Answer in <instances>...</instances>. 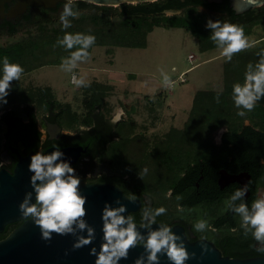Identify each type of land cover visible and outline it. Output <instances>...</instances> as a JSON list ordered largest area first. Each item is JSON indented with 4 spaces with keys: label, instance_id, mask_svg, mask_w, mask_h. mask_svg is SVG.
Wrapping results in <instances>:
<instances>
[{
    "label": "trees",
    "instance_id": "obj_1",
    "mask_svg": "<svg viewBox=\"0 0 264 264\" xmlns=\"http://www.w3.org/2000/svg\"><path fill=\"white\" fill-rule=\"evenodd\" d=\"M87 5H95L101 11L80 14L79 18L72 19V27L68 29L62 27L59 19L49 18V10L40 8L35 25L28 28L24 36L0 44V76L3 75L2 61L5 56L10 62L22 65L24 74L46 65L61 64V58L68 56L69 52L56 42L65 32L95 35L96 42L89 49L91 56L95 46L106 47L108 54H113L116 47L145 48L149 34L157 26L183 28L199 40L202 51H207L217 49L210 40L211 30L206 27L208 20H212L208 11L223 16L222 22L238 24L237 14L229 0L222 3L157 0L155 4L140 2L134 7L125 3L109 6L85 0L76 2L77 8ZM200 6L208 11L199 10ZM118 7H121L119 12ZM166 10H183L184 13L167 15ZM24 21L30 24L31 16H27ZM260 21L263 23L264 19ZM19 24L5 21L0 25V33L6 27L8 32L14 33ZM244 30L246 35L251 33L250 28ZM261 49H264L263 42L254 49L235 55L230 63L224 62L219 83L195 93L189 116L182 127L173 126L164 134L149 138L145 132L148 126L142 125L143 129L138 131V124L133 117L120 121L117 128L120 140L114 144L117 169L154 187L158 185L169 189L180 178L183 179L181 173L191 167L193 160H198L201 153L210 152L206 145L214 143V133L222 127L228 129L224 134V142L264 143V99L245 117L237 115L238 109L232 99L233 84L243 83L247 65L259 60L256 53ZM81 88L84 94L83 113L74 110L68 102H60L51 86L25 87L21 81H13L6 98L7 104H0V113L5 111L0 117V168L3 166L2 153L8 144L16 145L17 140L28 132L40 135L35 110L46 112L51 106L58 110L60 124L67 127L91 125L93 115L99 111L102 115H109L111 84L93 80L90 87ZM221 89L220 102L217 103L216 95ZM146 97L152 104L150 109L154 110L156 103L151 97ZM5 166L10 172L13 171V167ZM145 168L147 174L141 179L139 173ZM21 222L9 224L4 232H0V240Z\"/></svg>",
    "mask_w": 264,
    "mask_h": 264
},
{
    "label": "clouds",
    "instance_id": "obj_2",
    "mask_svg": "<svg viewBox=\"0 0 264 264\" xmlns=\"http://www.w3.org/2000/svg\"><path fill=\"white\" fill-rule=\"evenodd\" d=\"M77 0H66L61 10L59 20L64 29L72 27V19L79 18L80 12L76 7ZM95 3L96 0H87ZM141 0H123V3L137 6ZM144 3H157V0H143ZM255 0H249L254 3ZM206 27L210 29V40L220 49V56L225 63H230L235 55L258 46V41L246 35L244 27L227 21L211 19ZM96 42L93 34L65 32L62 38H58L56 44L69 52V55L61 58L60 68L65 73L72 74V84L77 87H90L91 81L85 76L77 77L75 70L80 64L91 59L89 49ZM259 60L249 63L244 73L243 83H234L232 87V99L238 109L237 115L245 117L252 112L261 99H264V49L256 53ZM3 75L0 76V104H7V96L12 88L13 81H20L24 68L19 63L10 62L9 58H3ZM162 87L169 88L173 85L169 72L160 71ZM222 89L217 92L216 102H220ZM154 99L155 92L150 93ZM116 121L113 120L112 123ZM80 131L88 132L89 128L81 125ZM64 153L56 148L49 154L37 151L31 156L28 166L33 173L30 184L35 193V202H32L33 192L25 194L19 204V209L25 220L31 219L39 227L42 239L50 241L53 233L57 235L75 234L76 229L87 235H80L73 243V249L90 245L95 237V229L84 219L87 215L85 207L87 198L79 191L81 183L75 169L70 162L61 159ZM147 168L139 173L140 178L147 174ZM247 186L236 189L229 199L225 201V210L233 212L240 217V226L247 236L251 232L253 239L258 242L255 251L264 255V196L252 201L251 205L245 201ZM135 200V197H128ZM236 201H241L239 204ZM127 211L124 205L113 208L105 203L102 210L103 243L97 252L95 247L90 249V255L96 257L95 264H119L121 259H127L129 251L138 244L143 243L147 252V264H160V255L167 256L172 264H186L191 257L181 237L173 231L172 226L162 224L158 229L149 232L147 239L137 230V223L132 215H121ZM182 212L183 208L178 207ZM167 213L163 206L155 208L149 219L147 207L142 209L140 227L151 228L156 223V217ZM75 225V228H74ZM197 232L215 231L206 219H199L193 225ZM180 241V243H177ZM202 253L210 249L207 244H201ZM135 264H144V257L140 256Z\"/></svg>",
    "mask_w": 264,
    "mask_h": 264
},
{
    "label": "flooded vegetation",
    "instance_id": "obj_3",
    "mask_svg": "<svg viewBox=\"0 0 264 264\" xmlns=\"http://www.w3.org/2000/svg\"><path fill=\"white\" fill-rule=\"evenodd\" d=\"M15 3L13 1L8 4L7 10ZM40 8L45 7L30 6L21 17L0 18V25L5 21L18 24L26 20L27 16L32 18L33 11ZM263 19L264 4L237 14V23L244 29H251L249 37L256 34L260 27H264V21H260ZM255 40L264 43V35L256 37ZM59 117L58 110L51 106L41 117L37 116L40 135L33 131L28 132L17 140L16 145L8 144L3 151L6 153L7 162L2 161V165L14 169L18 161V154L11 150L10 145L17 147L22 155L31 151L44 153L52 147L81 148L76 161L71 164L80 178V185L110 184L121 188L128 197H135V200L140 201V206L129 215L134 217L137 224L140 225L143 208L147 207L151 219L155 208L163 206L167 213L156 217L155 224L170 225L173 231L175 228H182L190 241L207 240L223 256L229 258L264 257L255 251L258 242L253 239L251 232L244 235L240 217L225 210V201L238 188L247 186L245 201L249 206L253 200L264 196V143L224 142V134L228 129L222 127L221 131L214 134V143L206 145L210 152L201 153L199 159L193 160L191 167L181 173L183 179L180 178L169 189H164L163 186L154 187L149 182L136 180L130 174H124L117 169L114 148L115 142L120 140L117 128L118 123L127 118H117L116 115L108 117L99 111L93 115V123L85 126L90 131L82 133L81 126H64L60 124ZM113 120L116 122L112 123ZM240 202L236 201L237 204ZM178 207H182L183 211H178ZM199 219L208 220L215 231H195L193 225Z\"/></svg>",
    "mask_w": 264,
    "mask_h": 264
},
{
    "label": "rangeland",
    "instance_id": "obj_4",
    "mask_svg": "<svg viewBox=\"0 0 264 264\" xmlns=\"http://www.w3.org/2000/svg\"><path fill=\"white\" fill-rule=\"evenodd\" d=\"M66 1H60L57 7L48 11V17L59 19ZM201 11H208L205 7H198ZM80 14L99 12L101 8L87 5L78 8ZM121 11L118 7L117 12ZM31 23L22 21L17 31L10 33L7 27L0 33V44L21 38L28 28L36 22V15L40 10H34ZM183 10H167L165 14H183ZM212 20H224L223 16L208 11ZM264 35V27H260L256 34L250 36L255 39ZM193 58L189 59V55ZM223 59L220 49L202 51L200 42L191 33L180 27L167 28L157 26L148 36L145 48L116 47L113 54L106 52V47L95 46L91 59L79 65L75 70L78 77L83 75L88 80H98L111 84L113 89L108 97L111 112L108 117H133L138 124L148 126L145 130L147 137L164 134L171 127H182L189 116L195 93L199 89L216 86L221 79ZM171 74L173 85L162 87L160 71ZM72 74L61 70L60 64L46 65L21 78L23 86H51L60 102H68L72 108L83 113V89L75 87L71 82ZM184 79V80H182ZM155 92L152 99L156 104L154 110L146 96ZM153 102V103H154ZM125 112L123 113V111ZM3 112V111H2ZM44 111L37 110L41 117ZM155 116V117H154ZM221 129L215 131V135Z\"/></svg>",
    "mask_w": 264,
    "mask_h": 264
},
{
    "label": "water",
    "instance_id": "obj_5",
    "mask_svg": "<svg viewBox=\"0 0 264 264\" xmlns=\"http://www.w3.org/2000/svg\"><path fill=\"white\" fill-rule=\"evenodd\" d=\"M13 1H16L15 5L7 10V5ZM60 1L66 0H0V18L21 17L30 6L55 8ZM207 1L210 3L223 2V0ZM122 3L123 0H96L94 4L118 6ZM262 4H264V0H255L254 3H249V0H230V5L236 14ZM2 113H0V117ZM10 148L18 154V161L12 172L5 166L0 168V232H4L9 224L22 222L13 228L5 238L0 240V264H95L96 257L89 253L92 247H95L99 252L100 245L103 243V221L101 217L105 203L113 208L119 207L121 204L124 205L127 211L121 213V215L127 217L131 211L139 208L140 201L130 200L121 188L114 185L81 184L79 185V191L87 198L85 205L87 215L84 219L95 229L93 242L79 249H73V243L78 236L87 235L86 229L83 232L76 229L74 235H57L53 233L52 239L46 241L42 239L40 229L34 221L31 219L25 220L19 209V204L29 191L33 192L32 202H35V193L30 184V177L33 173L29 171L28 166L31 156L36 152L31 151L27 155H22L17 147L10 145ZM56 148H49L43 154H49ZM60 150L64 153L61 159L72 164L80 154L81 148H64ZM5 155L6 153L3 152V163L7 162ZM160 226L154 224L151 228H142L137 224V230L146 238L150 231L156 230ZM174 232L181 237L187 251L190 254L194 253L186 261V264H264V257L229 258L223 256L214 244L207 240L190 241L182 228H175ZM177 243H180V241H177ZM202 243L207 244L210 250L202 253ZM140 256L144 257V264H147V252L143 243L130 249L128 258L121 259L119 264H135V260ZM160 264H172V262L168 260L166 254H161Z\"/></svg>",
    "mask_w": 264,
    "mask_h": 264
},
{
    "label": "built area",
    "instance_id": "obj_6",
    "mask_svg": "<svg viewBox=\"0 0 264 264\" xmlns=\"http://www.w3.org/2000/svg\"><path fill=\"white\" fill-rule=\"evenodd\" d=\"M193 56H194L193 54H190V55H189V59H192V58H193ZM75 74H76V75H77V77H78V74H77V73H75ZM71 80H72V76H71ZM182 80H184V79H182Z\"/></svg>",
    "mask_w": 264,
    "mask_h": 264
}]
</instances>
